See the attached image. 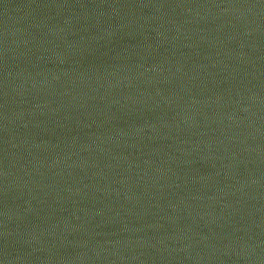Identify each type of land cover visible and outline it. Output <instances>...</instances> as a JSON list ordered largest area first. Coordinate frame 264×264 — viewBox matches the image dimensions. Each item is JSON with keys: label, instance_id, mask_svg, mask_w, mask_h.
<instances>
[{"label": "water", "instance_id": "obj_1", "mask_svg": "<svg viewBox=\"0 0 264 264\" xmlns=\"http://www.w3.org/2000/svg\"><path fill=\"white\" fill-rule=\"evenodd\" d=\"M0 264H264V0H0Z\"/></svg>", "mask_w": 264, "mask_h": 264}]
</instances>
